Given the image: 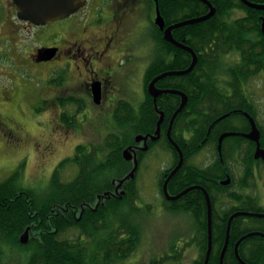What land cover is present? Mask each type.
Wrapping results in <instances>:
<instances>
[{
	"label": "trees",
	"instance_id": "trees-1",
	"mask_svg": "<svg viewBox=\"0 0 264 264\" xmlns=\"http://www.w3.org/2000/svg\"><path fill=\"white\" fill-rule=\"evenodd\" d=\"M157 1L165 26L178 21L172 20L173 17L182 16L186 12L189 18H196L207 11L206 6L199 0ZM210 2L216 6L215 16L203 22L177 28L172 33L176 40L177 33L186 32L185 45L199 54L193 71L182 76L165 77L160 84L182 91L198 107L208 105V118L226 114L231 109H245L247 105L248 114L256 120L257 110L252 102L248 101L242 86L264 70V36L260 33V24L257 20H224L221 24L214 19L222 12L234 7L245 9L248 13L253 10L238 0ZM155 42V76L188 66V52L165 42L162 32L156 26ZM173 51L176 58L171 61L169 54ZM231 54H238L240 59L237 63L224 65L225 56ZM203 70L204 76H201ZM153 75L154 67L150 63L145 71L144 82L147 83ZM224 78L236 83L229 86L231 94L229 89L220 85ZM197 81L202 84L197 85ZM145 95V100L140 106V116L113 119L114 129L111 128L110 133L96 144L97 150L84 152L80 149L74 158H68L57 166L48 190L37 193L22 187L19 184V170L0 181V264H6L3 247L7 244H18L27 248L29 253L26 264H121L135 251L140 238L139 229L119 218L125 209H137L134 201L139 199L138 190L134 184L135 179L125 181L120 188L117 184L127 176L132 167V163L123 158L122 151L135 143V135L144 134L154 128L152 101L148 98L146 90ZM168 97L172 100L178 99L172 94ZM216 100L222 102L221 108L212 104ZM122 110L123 107L120 106L119 111ZM168 114L171 115L172 111ZM232 117L240 120L239 130H248L249 125L243 116ZM181 119L182 113L174 121L172 138L182 149L184 163L168 182L167 189L174 195L194 185L207 191L212 204V249L208 264H219L226 236L227 215L223 216L220 209H216V202L222 198L220 205H224L222 200L229 197L231 192L228 190L232 185L221 186L218 180L227 175L233 176L229 167L232 161H228L229 159L235 162L240 160V172L243 176L237 186L239 189L246 188L247 180L252 177V153L244 148L243 143H247L244 138H229L222 144L223 163L214 147L217 156L214 162L206 167L194 166L190 161L203 147L198 145L200 137L186 145L180 133ZM231 129V125L221 128L222 131ZM231 140L235 141L232 149L227 148ZM167 147L172 152L173 164H176V151L169 143ZM139 160L142 161L140 155ZM66 166H75L77 172L72 180L65 182L61 177ZM163 178L165 175L160 180V185ZM121 191H124L123 195ZM166 206L172 213L189 211L186 213L197 221L192 242L198 248V256L193 264H203L208 241L206 201L203 193L199 190L189 191L176 202H166ZM27 227L30 228L29 241L22 245L19 243V237ZM239 234L230 226L223 264H240L233 248V242ZM238 254L246 264H264V239L248 238L238 247ZM167 259L169 256L160 257L148 264H161Z\"/></svg>",
	"mask_w": 264,
	"mask_h": 264
},
{
	"label": "flooded vegetation",
	"instance_id": "flooded-vegetation-1",
	"mask_svg": "<svg viewBox=\"0 0 264 264\" xmlns=\"http://www.w3.org/2000/svg\"><path fill=\"white\" fill-rule=\"evenodd\" d=\"M208 1L210 2V0ZM238 1L241 2V0ZM249 1L264 5V0ZM204 5L209 11L208 6L206 4ZM213 6L216 7L215 5ZM0 7L4 9V15L0 16V73H3L1 78L10 77L16 70L32 72L37 67L49 69V73L45 80L46 86L42 92L43 102L45 103V109L42 115L47 117L50 115L49 121L53 125L51 126L48 123L49 121H44L47 124L41 128L45 133L42 139L43 145L37 143V146H35L41 147L40 151L43 158L46 157V155H51L55 151L57 141L62 142V144L67 142L69 137L73 134L72 128L76 123V119H79L80 116L86 117L87 114L92 112L91 115H93V117L103 121H110L116 118L130 119L141 115L140 106L146 97L145 90L147 94V85L155 78V0H84L83 5L75 13L43 26H36L29 21L19 19L16 15V7L11 0H0ZM252 10V12L248 13L245 9L234 7L220 13L214 20H218L221 24L224 20H257L260 24L261 33L264 10ZM208 11H206V13ZM187 14L186 12L182 16L173 17L172 20L178 21L172 22L171 24L191 19ZM50 26H54L55 31H51V34L48 35V28ZM176 29L172 30V33ZM32 31H35V46H32ZM176 36L177 42L180 41L179 43L185 45L186 32L177 33ZM42 40H49V44L42 42ZM49 48L56 49L55 55L49 60H41V51ZM190 55L191 54H189V56ZM196 55L199 54L196 53ZM228 56H235V59H227L231 64L237 63L240 59V56H237V54L227 55V57ZM169 57L171 61H174L176 53L174 51L170 52ZM198 59L199 56L197 57V61ZM191 60L192 56L189 57V64L186 68L189 67ZM150 63L153 64L154 75L145 83V74L143 75V79L141 76L143 70L146 69ZM194 67L189 73L193 71ZM186 68L171 71H183ZM204 72L203 70V73H200V75L204 76ZM54 74L55 77L53 76ZM52 76L53 79L50 81ZM56 79H58V82H56ZM161 80L154 83V87L158 90H174L170 87L161 85ZM94 84H98L100 88L99 104H96L94 100L92 91V85ZM198 84L202 83L197 81V85ZM235 84V82H231L228 78H224V80L220 82V85L225 86L227 89H229L230 85ZM248 84H250V81L245 84V86H242L246 93H248ZM139 85L142 86L140 91L137 90ZM130 89L131 92L129 91ZM9 90L10 88H8L7 91L1 90L0 97H2V101H4ZM231 93L232 90H230V94ZM131 95L132 97H130ZM170 95L171 94H163L155 99L147 94L148 98L152 101V116L155 123L152 131L140 134L143 137L140 142H135L130 145L131 153L138 163L135 175L141 165L139 155L144 156V154L154 152V150L156 154L159 146L170 144L168 134L170 120L181 103L180 96L175 95L178 99L172 100L168 97ZM186 98V104L178 113V115L182 113L180 123L182 130L180 133L182 138L186 141V145H189L197 137H200L199 146L203 147L205 150L210 148L214 149V147L217 150L218 139L223 133L243 134L250 131V123L248 118L244 115V113H248L247 105L244 107L245 109H231L229 112H226V114L208 118V105H205V107H201L200 105L198 107L197 104H193V100L190 101L187 95ZM133 99H135V104H137L135 106L133 105ZM175 103H177V105H175ZM212 104L219 108L222 107V102L220 100H216V102L214 101ZM120 106L123 107L122 111H119ZM134 107H136V109ZM202 109H204V111H202ZM170 111H172L171 115L168 114ZM161 113L163 115L162 121L158 123ZM223 115L227 116L218 120ZM238 115L246 119L249 125L248 130H239L241 127L239 125L240 120L232 119V116ZM84 119L85 118L82 120ZM255 123L260 133V147L264 149V127H261V124L259 125L257 122ZM173 124L170 130L171 138ZM224 125H231L233 129L222 131L221 128ZM25 126L26 125L20 120L10 115L3 116L0 113V130L2 129L3 134L5 132V134L9 135L12 139V146L9 149H15L17 147L24 149L26 148V144L28 146L30 135ZM103 128L105 130L106 126ZM54 133H57V138L55 139L53 138ZM105 136L106 134L103 136V139ZM235 137L243 138L240 135L228 136L223 139L222 144L226 139ZM97 143L98 142L94 141V139H83V141L73 144L71 155L59 160L56 162V166H54L57 168L64 160L74 158L75 154L80 149L84 152L97 150ZM234 143L235 141H229L228 148L231 147L232 149ZM243 144H245L247 151H251L253 158L256 144L249 140H247V143L244 142ZM131 162L133 168V160H131ZM221 162L223 163V160ZM237 162L240 163V160H237ZM252 165L253 170L251 178L257 180L258 169L264 170V163L261 159L253 158ZM174 166L175 164H172L167 169L169 172L164 173L165 178ZM227 176L230 177V184L235 186L236 184L233 176ZM227 176L225 178H227ZM134 179L135 177L129 180L134 181ZM224 179L218 180L220 185V182ZM129 180H127V182ZM136 201H134V203ZM164 209L171 212L167 206L164 207ZM219 209L223 216L227 215V227L228 220L233 214H261L264 213V204L261 202V199L257 197L246 196V194L239 193V191L236 190L231 192L229 197L225 198V204L221 205ZM222 219H224V217H222ZM230 226L233 230H237L238 233H240L238 238L233 242V248L239 238L248 233L264 234L263 217L238 215L231 220ZM252 237L264 239L261 235L248 238ZM248 238L241 241L238 247ZM250 246L249 244L248 247Z\"/></svg>",
	"mask_w": 264,
	"mask_h": 264
},
{
	"label": "rangeland",
	"instance_id": "rangeland-1",
	"mask_svg": "<svg viewBox=\"0 0 264 264\" xmlns=\"http://www.w3.org/2000/svg\"><path fill=\"white\" fill-rule=\"evenodd\" d=\"M3 11L4 9L0 7V16L4 15ZM51 31H55L54 26L48 28V35L51 34ZM34 32L32 31L31 35L32 46H35L36 43ZM42 42L49 44V40H42ZM234 57L225 56L224 65H231L227 59L232 60ZM145 71L146 69L142 72V79ZM48 73V68L40 67L35 68L32 72L16 70L8 78H1L3 73H0V92L10 88L4 101L0 97V113L3 116L10 115L23 122L30 135L28 146L25 145L26 148L9 149L12 146V139L5 132L3 134L2 129L0 130V181L19 170V184L37 193H42L50 188L56 162L71 155L73 144L81 142L83 139H94L99 143L105 134L110 133L111 128L114 129L112 120H100L93 117L92 112L88 110L90 113L86 117L80 116L79 119H76V123H73V134L67 142L62 144V142L57 141L55 151L51 155H46L44 159L40 151L41 147L35 146L37 143L43 145L42 139L45 133L41 128L47 124L44 121H49L51 117L50 115L48 117L42 115L45 109L42 92L46 86L45 80ZM53 76L55 77V74ZM140 89H142L141 85L137 90L140 91ZM247 89L248 101L252 102L257 110V121L264 126V71L250 80ZM129 91L131 92V89ZM135 103L136 101L133 99L134 106L137 105ZM86 108L88 109L87 106ZM134 108L136 109V107ZM83 118L85 119L82 120ZM48 123L53 125L50 121ZM104 126H106L105 130ZM56 135L57 133H54V139L57 138ZM243 146L247 149L245 144ZM216 157L213 148L201 149L190 163L197 167H206L214 162ZM228 161H232L229 167L233 173L234 182L238 185L243 176L240 172L241 166L235 160L229 159ZM172 163L173 155L167 145L159 146L156 154L154 150V152L142 156L134 183L139 196L135 202L137 209L127 208L119 218L121 221L136 226L139 229L140 238L135 251L121 264H148L165 256H169V259L161 264H193L197 258L198 248L192 242L197 228L195 219L188 213H172L164 209L166 202L161 193L160 180ZM76 172L75 166L64 167L62 181L72 180ZM247 183L248 186L244 189H239L235 185L231 186L228 192L238 190L239 193L246 194V196H255L261 199L264 204V170L259 168L257 180L250 178ZM221 199L216 202V209L221 206ZM222 201L225 204V198ZM4 246L6 264L27 263L29 253L27 248L18 244Z\"/></svg>",
	"mask_w": 264,
	"mask_h": 264
},
{
	"label": "water",
	"instance_id": "water-1",
	"mask_svg": "<svg viewBox=\"0 0 264 264\" xmlns=\"http://www.w3.org/2000/svg\"><path fill=\"white\" fill-rule=\"evenodd\" d=\"M11 1L16 7L17 17L21 20L29 21L33 25H36V26H43V25H46L48 23L57 21L58 19L67 17V16L75 13L84 3V0H11ZM199 1H201L202 3H204L208 6L209 11L206 14L199 16V17H196V18H191V19L184 20V21H181V22H178L175 24H171V25L165 27L163 17L161 16L160 11H159L157 0H155V13H156L155 25L162 32V39L165 42H168V43L174 45L175 47H178L180 49L187 51L189 54H191L192 60H191L189 67L183 71H168V72H164V73H161V74L155 76V78L152 79L147 85V93L149 94V96H151L152 98H155V99L158 96L163 95V94H173V95H177V96L181 97V103L171 117L169 132H168L169 142L171 143V145L173 146V148L177 152L178 161H177V164L175 165V167L171 170V172L166 177V179L163 183V186H162V192H163L164 198L167 201H171V202L181 198L184 194H186L192 190H199L203 193L205 201H206L207 232H208L207 250H206L205 259H204L203 264H208L211 249H212V242H211L212 204H211L210 197H209L207 191L203 187L198 186V185L190 186V187L184 189L183 191H181L180 193H178L176 195H170L168 193V190H167V185H168L169 180L181 168V166L183 165V162H184V158H183V154H182L181 149L175 143V141L170 137V130H171V126L173 124L174 119L176 118L178 113L182 110L184 105L186 104L187 98H186V95L181 91L158 90L156 87H154V83H156L157 81H159V80H161L167 76L185 75V74L189 73L192 70V68L194 67V65L196 64L197 56H196L195 52L190 47H188L182 43L177 42L173 38L172 30L186 26V25H191V24H196L199 22L206 21L207 19H209L210 17H212L215 14V7L208 0H199ZM241 2L249 8L264 10V5L256 4V3L250 2L248 0H241ZM261 33L264 35V20H262V24H261ZM55 53H56L55 48L44 49L40 53V56H41L40 59L41 60L42 59L43 60H49L55 55ZM92 91L94 94L95 103L99 104V100H100L99 85L98 84L92 85ZM244 115L248 118V121L250 123V131L247 133H243V134L223 133L218 139V145H217L218 154H219V156H221L222 141L225 137L232 136V135H240L243 138H246L249 141H252L256 144V148H255L253 157H254V159H261L264 163V149H262L260 147L259 130H258L253 118L247 113H244ZM162 116L163 115L161 113V116H160L158 123H160L162 121ZM226 116L227 115H223L218 120L223 119ZM142 139H143L142 135H136L134 138V141L140 142ZM122 156L126 161L133 160V168L127 174V176H125V178L118 181V184H117L118 188H120V186L125 181L134 178L135 171H136L137 165H138L136 158L131 153L130 146L125 148L122 151ZM230 181H231L230 177L228 176L225 180L221 181L220 183L222 186H227L230 184ZM113 183H115V181H113ZM120 193H121V195H123L124 191H121ZM238 215H251V216H255V217H263L264 218V214H262V213L261 214L236 213V214H233L229 218L227 228H226V236H225L224 245H223V248L221 250L220 257H219V264H223V257H224L226 247L228 244V237H229L231 220L235 216H238ZM29 231H30V228L27 227L24 230V232L20 235V237H19V243L20 244L25 245L28 243ZM256 235H261L264 237V234L248 233V234L242 236L241 238H239V240L236 242L235 247H234V253H235V257L237 258V260L240 264H246V263L240 258L239 254H238L239 243L248 237L256 236Z\"/></svg>",
	"mask_w": 264,
	"mask_h": 264
},
{
	"label": "bare ground",
	"instance_id": "bare-ground-1",
	"mask_svg": "<svg viewBox=\"0 0 264 264\" xmlns=\"http://www.w3.org/2000/svg\"><path fill=\"white\" fill-rule=\"evenodd\" d=\"M223 7H224V5H223ZM208 11V10H207ZM204 14V13H203ZM215 16V15H214ZM168 21V20H167ZM159 35V34H158ZM180 42V41H179ZM168 44V43H167ZM169 45V44H168ZM187 54H189V53H187ZM191 56V55H190ZM198 57V56H197ZM198 62V61H197ZM236 108H237V106H236ZM178 140V139H177ZM180 141V140H179ZM180 143V142H179ZM181 146V145H180ZM182 150V149H181ZM233 152V151H232ZM240 152V151H239ZM151 153V152H150ZM149 154V153H148ZM233 154V153H232ZM250 155V154H249ZM234 156V155H233ZM185 157V156H184ZM241 157V156H240ZM226 158V157H225ZM231 158V157H230ZM236 158V157H235ZM234 158V159H235ZM238 158V157H237ZM245 160V159H244ZM185 188V187H184ZM191 193V192H190ZM198 193V192H197ZM91 197V196H90ZM176 202V201H175ZM175 205V204H174ZM178 208H180V207H178ZM214 209V208H213ZM186 210V209H185ZM174 211V210H173ZM183 211V210H182ZM186 212H189V211H185V213ZM195 217H197V216H195ZM217 218V217H216ZM46 221V220H45ZM207 221V220H206ZM197 222V221H196ZM195 229V228H194ZM198 230H199V228H198ZM198 232V231H197ZM199 234V233H198ZM238 262V261H237Z\"/></svg>",
	"mask_w": 264,
	"mask_h": 264
}]
</instances>
